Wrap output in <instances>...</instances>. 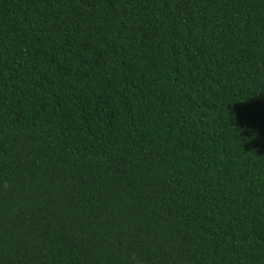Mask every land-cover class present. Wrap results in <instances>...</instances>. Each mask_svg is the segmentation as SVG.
<instances>
[{
    "label": "trees",
    "instance_id": "16d2710c",
    "mask_svg": "<svg viewBox=\"0 0 264 264\" xmlns=\"http://www.w3.org/2000/svg\"><path fill=\"white\" fill-rule=\"evenodd\" d=\"M0 264H264V0H0Z\"/></svg>",
    "mask_w": 264,
    "mask_h": 264
},
{
    "label": "clouds",
    "instance_id": "9594fccd",
    "mask_svg": "<svg viewBox=\"0 0 264 264\" xmlns=\"http://www.w3.org/2000/svg\"><path fill=\"white\" fill-rule=\"evenodd\" d=\"M6 186V185H5Z\"/></svg>",
    "mask_w": 264,
    "mask_h": 264
}]
</instances>
